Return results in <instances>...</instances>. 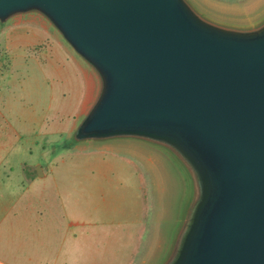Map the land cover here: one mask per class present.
Instances as JSON below:
<instances>
[{
    "label": "water",
    "instance_id": "1",
    "mask_svg": "<svg viewBox=\"0 0 264 264\" xmlns=\"http://www.w3.org/2000/svg\"><path fill=\"white\" fill-rule=\"evenodd\" d=\"M31 13L97 82L73 142L143 143L185 169L156 264H264V19L229 23L192 0H0L1 24Z\"/></svg>",
    "mask_w": 264,
    "mask_h": 264
},
{
    "label": "rangeland",
    "instance_id": "2",
    "mask_svg": "<svg viewBox=\"0 0 264 264\" xmlns=\"http://www.w3.org/2000/svg\"><path fill=\"white\" fill-rule=\"evenodd\" d=\"M192 1L206 14L229 23L264 19V0ZM54 37L63 40L36 13L0 23V129L7 132L14 144L23 146L24 153L27 150L26 164L20 172L17 169L13 180L16 182L20 173L26 176L22 181L25 184L39 180L45 190H51L53 177L71 170L75 172L72 182L62 190L79 194L70 200L72 206L119 208L134 204L142 212L150 211L162 231L155 262L159 263L188 198L185 169L165 149L143 143L132 142L138 146L132 154L122 149H104L123 141L73 142L74 131L95 95L97 82L93 75L92 94L82 104L80 94L75 97L66 93L64 87H54L53 78L43 74L41 55ZM37 166H41V175ZM85 192L120 197L104 204L95 198L80 197ZM18 204L22 205V201Z\"/></svg>",
    "mask_w": 264,
    "mask_h": 264
},
{
    "label": "crops",
    "instance_id": "3",
    "mask_svg": "<svg viewBox=\"0 0 264 264\" xmlns=\"http://www.w3.org/2000/svg\"><path fill=\"white\" fill-rule=\"evenodd\" d=\"M41 55L43 74L53 78L54 87H64L75 97L80 94L81 104L86 102L93 73L72 49L54 37ZM104 149L135 154L138 146L121 142ZM26 157L27 150L24 153L23 146L0 129V264H156L162 231L150 211L134 204L72 206L70 200L79 194L62 190L72 182L71 170L55 175L51 190L39 180L25 184L26 176L20 173L14 182L13 174L20 172ZM80 197L107 204L120 196L85 192ZM20 201L22 205H16Z\"/></svg>",
    "mask_w": 264,
    "mask_h": 264
}]
</instances>
